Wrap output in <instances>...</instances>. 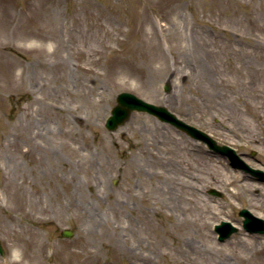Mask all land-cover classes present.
Here are the masks:
<instances>
[{
    "label": "rangeland",
    "instance_id": "374dc122",
    "mask_svg": "<svg viewBox=\"0 0 264 264\" xmlns=\"http://www.w3.org/2000/svg\"><path fill=\"white\" fill-rule=\"evenodd\" d=\"M125 90L264 170V0H0V264H264V180L149 112L107 129Z\"/></svg>",
    "mask_w": 264,
    "mask_h": 264
},
{
    "label": "water",
    "instance_id": "95a60500",
    "mask_svg": "<svg viewBox=\"0 0 264 264\" xmlns=\"http://www.w3.org/2000/svg\"><path fill=\"white\" fill-rule=\"evenodd\" d=\"M166 91L170 90V85L167 83L164 86ZM144 111L149 112L157 116L160 120L170 121L171 124L185 131L190 136L203 140L206 142L212 150L220 152L229 157L231 163L235 166L242 167L253 173V175L259 176L264 179V170L260 168L251 167L247 164L243 158H241L235 149L227 144H219L215 138H213L208 132L201 130L197 126L183 121L174 112L168 110L165 105L155 104L152 102H147V100L139 97L131 91H121L117 94V104L111 110V115L106 121V127L110 130H114L118 125L124 123L132 114L133 111ZM211 192L221 195L216 189H211ZM240 214L244 216L243 227L251 232H259L264 234V218L255 216L248 208H242ZM238 227L232 224L230 221H221L219 224L215 225V231L219 233V239L224 240L229 237L233 232H236ZM74 234L72 229H62V235L71 237ZM0 250L3 248L0 243Z\"/></svg>",
    "mask_w": 264,
    "mask_h": 264
},
{
    "label": "bare ground",
    "instance_id": "6f19581e",
    "mask_svg": "<svg viewBox=\"0 0 264 264\" xmlns=\"http://www.w3.org/2000/svg\"><path fill=\"white\" fill-rule=\"evenodd\" d=\"M240 176H241L240 173L234 174V172H233V174H229V179H227L228 181L226 182V185L227 184L228 185H230V184L234 185V183L237 182V180L239 179ZM213 180L217 181V178L213 176Z\"/></svg>",
    "mask_w": 264,
    "mask_h": 264
}]
</instances>
